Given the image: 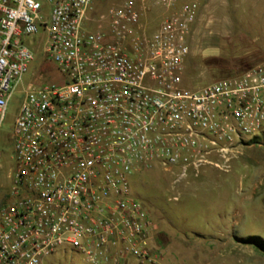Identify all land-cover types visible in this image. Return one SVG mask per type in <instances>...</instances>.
Segmentation results:
<instances>
[{"label": "built area", "instance_id": "1", "mask_svg": "<svg viewBox=\"0 0 264 264\" xmlns=\"http://www.w3.org/2000/svg\"><path fill=\"white\" fill-rule=\"evenodd\" d=\"M107 1L0 0V127L21 96L10 184H0V264H43L63 246L85 264L154 263L134 174L157 164L177 183L264 132V59L184 84L197 0ZM147 3L164 10L150 31ZM40 31L42 61L61 81L25 86Z\"/></svg>", "mask_w": 264, "mask_h": 264}, {"label": "rangeland", "instance_id": "2", "mask_svg": "<svg viewBox=\"0 0 264 264\" xmlns=\"http://www.w3.org/2000/svg\"><path fill=\"white\" fill-rule=\"evenodd\" d=\"M111 0L104 7L118 5ZM140 1V0H137ZM195 21L188 36L189 55L183 74L186 86L197 88L238 73L264 59V0H197ZM144 21L153 30L163 17V8L147 3ZM41 31L35 60L23 76L26 86L56 82L60 77L52 63L42 61ZM41 67L45 79L32 76ZM20 93L8 101L0 127V184L6 191V172L13 164L10 140ZM198 172L177 183L159 165L153 164L132 177L134 196L140 199L154 224L152 246L159 257L142 264H264V132L246 139L226 154H217ZM176 196V199H171ZM43 264H85L82 255L63 246L45 257ZM129 264H141L131 260Z\"/></svg>", "mask_w": 264, "mask_h": 264}, {"label": "trees", "instance_id": "3", "mask_svg": "<svg viewBox=\"0 0 264 264\" xmlns=\"http://www.w3.org/2000/svg\"><path fill=\"white\" fill-rule=\"evenodd\" d=\"M36 54H37V52H36ZM257 139H258V136H253L252 138L249 139V142L256 141ZM246 240H254L255 243H257L259 245V247H261L262 249H264V244L262 242L258 241L257 236H255V235L248 236L246 238Z\"/></svg>", "mask_w": 264, "mask_h": 264}]
</instances>
